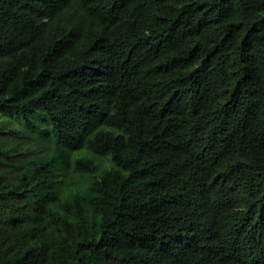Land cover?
<instances>
[{"label":"trees","instance_id":"trees-1","mask_svg":"<svg viewBox=\"0 0 264 264\" xmlns=\"http://www.w3.org/2000/svg\"><path fill=\"white\" fill-rule=\"evenodd\" d=\"M0 264H264V0H0Z\"/></svg>","mask_w":264,"mask_h":264}]
</instances>
